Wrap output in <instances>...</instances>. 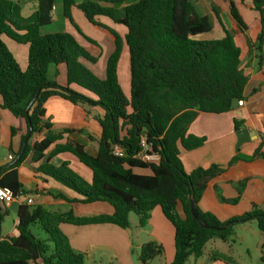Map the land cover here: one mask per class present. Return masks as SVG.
I'll use <instances>...</instances> for the list:
<instances>
[{"label":"trees","instance_id":"16d2710c","mask_svg":"<svg viewBox=\"0 0 264 264\" xmlns=\"http://www.w3.org/2000/svg\"><path fill=\"white\" fill-rule=\"evenodd\" d=\"M30 0H0V110L10 112L27 128L32 136L44 133L33 144L29 141L21 158L10 167L0 169V187L9 189L15 199L25 191L19 177V167L28 159L41 173L70 189L81 199L70 200L63 195L55 198L70 203H107L113 214L77 216L73 211L58 213L42 205L22 203L17 214L19 236L1 239L0 264H86V254L75 251L60 230L61 225H115L131 228L130 215L137 217L138 226L145 228L151 213L160 208L175 232V256L171 264H187L190 258L200 259L212 240L229 244L233 228L255 220L264 235V210L254 205L250 212L221 222L215 215L200 209L201 199L210 191L220 202L237 205L249 182L245 169L249 164L264 162V142L250 157L238 153L226 166L211 165L187 173L180 158L181 148L192 151L202 147L206 139L188 134L190 125L200 113L224 114L234 110L239 101H246L248 76L242 67V50L235 35L222 23L219 11L213 13L222 24L221 39L204 40L212 33L213 22L200 13L193 0H36L37 10L22 15V5ZM57 2L62 5V17L87 42L100 48L98 42L87 37L76 23L72 9L77 8L87 21L110 33L115 49L106 63L105 78H99L86 64H96L93 55L66 31L48 32L43 29L54 24ZM251 10L258 14L261 31L256 41L248 36L246 23L237 5L229 1V12L248 48L258 52L260 64L264 58V0H252ZM100 18H108L126 28L122 38ZM3 37L28 46L27 67L22 69ZM129 52L131 76L130 98L123 92L118 65L123 47ZM56 68L54 79L48 74ZM67 68V85L57 79L59 68ZM35 103L27 108L37 95ZM59 97L73 105L95 103L103 114L96 116L101 130L97 153L70 138L83 131L53 130L46 118V102ZM244 121L235 120V130ZM17 129L12 128L15 135ZM27 134L23 135L22 145ZM91 140L93 138L89 137ZM147 143L148 155H159L158 162L138 157L143 151L142 139ZM30 139V140H31ZM114 145V147H112ZM122 149V157L113 154ZM22 149V148H21ZM74 156L92 173L90 182L76 173L69 161L55 166L51 161L62 155ZM149 171L139 174L136 171ZM235 172L236 179H228ZM226 180L236 189V197L226 199L217 183ZM195 200L192 216L190 199ZM7 211L0 202V225ZM224 231L218 228L224 227ZM200 223L208 228H203ZM32 227L42 230L46 239L34 235ZM233 242V241H232ZM133 252V250H132ZM164 247L156 241L144 244L139 252V264H150L163 257ZM211 260L235 264L227 255L214 253ZM264 263V256L262 257Z\"/></svg>","mask_w":264,"mask_h":264},{"label":"crops","instance_id":"0c3cea01","mask_svg":"<svg viewBox=\"0 0 264 264\" xmlns=\"http://www.w3.org/2000/svg\"><path fill=\"white\" fill-rule=\"evenodd\" d=\"M225 1H227L229 5L230 0H193L200 13L207 15L210 18L212 17V39H221L224 36L222 24L217 20L215 14L213 13L212 6H215V8L219 11L222 23L229 31H239L236 23L230 15L229 10L226 9L227 7L229 9V6H224L227 4ZM233 1L237 5L241 14L244 10H248V13H252L253 17H256V13L251 10L252 0ZM203 2H205V4L208 2L211 10L209 13L204 10L202 6ZM37 6L36 0H30L29 2L24 3L22 5V15L24 17L30 16L37 10ZM224 13L228 14L230 17V26L224 20ZM58 14L62 16V6L60 8L57 3L53 13V19L55 21L54 25L58 22ZM72 14L83 33L87 37L98 42L100 48H96L87 42L80 34H78L69 22V24L65 23V29H62L60 25L57 30L49 32L60 31L61 28L62 31H66L74 35L76 40L83 47L87 48L93 55L99 56V60L96 64H89L85 61L82 62L86 64L87 67L99 78L104 79L107 60L115 49L114 38L107 31L91 25L83 13L77 8L72 9ZM100 21L114 29L122 38L125 37V34L127 33L125 27L114 24L108 18H100ZM256 21L257 19L255 18V22ZM250 29L251 27L249 26L248 36L253 42H255L261 31L260 21L259 23H256L254 27V36H251ZM235 38L242 50V67L245 70V74L249 78L245 89L246 101H243L244 104L242 107L236 105L234 110L228 113H200L195 121L190 125L188 134L199 138H205L206 142L202 147L192 151H185L181 148L180 158L184 165V169L188 174L197 168H208L214 164L226 166L238 153L242 156L250 157L259 145L264 142V61L260 64L258 52L255 49L250 50L248 48L246 38L240 33V31L237 35H235ZM27 47L25 46L24 48L25 59L23 60L24 63L23 67H21L22 69H26L27 67ZM126 49L128 50L126 45H124L123 51ZM59 71L60 75L57 81L61 86H66L67 68L65 66H61ZM55 72L56 68L54 67V70L51 72L49 77L50 80L54 79ZM118 77L120 79L119 65ZM52 106H56L58 108L61 107L62 110L70 112L68 119H58L51 109ZM45 109L46 118L53 124V130L55 132H61L64 129L83 131L82 134L74 133L66 135L65 138H70L84 144L88 151L93 155L97 153V141L101 135V130L96 121V116L103 114V111L99 107L92 106L90 109H86L84 107L75 106L59 97H52L46 102ZM235 120H243L244 125L248 128V130L250 132H255L257 135V139H253L250 143L244 144L238 153L236 152L237 136L235 130ZM12 128L18 130L15 135L11 134ZM28 131L27 125L24 122H20L10 112L0 110V169L8 167L7 165L11 161V152H14L17 155L21 151L23 135L27 134ZM43 136L44 133L34 136L30 141L33 144L37 140L43 138ZM90 136L93 140L89 138ZM64 161H69L71 168L76 173L81 175L86 181H91V171L80 164L78 160L70 154H62L54 158L51 163L55 166H59ZM38 165L39 164H32V162L28 159L19 167V177L25 194L23 197L15 199L14 202L18 201L20 205L22 203L32 206L42 205L48 210L58 213L73 211L77 216L113 214V207L107 203L96 202L92 204H80L70 203L63 199L55 198V195H63L70 200L81 199L82 197L64 187L57 181L36 172L35 167ZM137 173L144 175L150 174L149 171H138ZM245 174L250 179L242 198L237 205L220 202L216 193L210 191L201 199L199 203L200 209L204 212L212 213L221 222H227L234 217L250 212L254 205H257L259 208L264 210V162L249 164L245 169ZM228 179L235 180V172L231 173ZM217 186L226 199H233L236 197V189L233 184L228 183L226 180H221L217 183ZM10 205L11 204L4 205V208L7 211L5 217L13 215L16 218L14 221V228L12 231H9L8 235H2L4 217L3 222L0 225L1 239L19 236V232L17 230V214L10 211ZM130 220L131 228L129 230H124L115 225L109 224L90 226L61 225L60 230L67 236L72 248L75 251L86 254V264H98V258L102 260L101 264L105 262V258L111 259L110 264H139L138 260L135 258V254H137V252L139 253L141 247L150 241L158 242L165 249L164 256L154 259L150 264H171L175 256V232L173 226L165 219L161 209L156 208L152 211L150 221L145 228H140L138 226V222L134 218H130ZM209 243H207V245ZM217 248L218 249L216 250L212 249L207 261L203 264H226L220 260L212 261L211 256L214 253L228 255L225 253V250L228 249L230 251L231 247L229 244L222 243ZM132 250L135 252L134 255ZM89 260L91 261L89 262ZM199 260L200 259L194 258V263L198 264Z\"/></svg>","mask_w":264,"mask_h":264},{"label":"rangeland","instance_id":"374dc122","mask_svg":"<svg viewBox=\"0 0 264 264\" xmlns=\"http://www.w3.org/2000/svg\"><path fill=\"white\" fill-rule=\"evenodd\" d=\"M135 1H137V0H130V3H134ZM225 2L227 4H225V5L223 4V5L224 6L228 5V2L227 1H225ZM57 3H58V6H60V8H61V6H62L61 3L60 2H57ZM202 6L206 12L209 13L211 11L210 7L208 5V2H206V4H205V2H203ZM226 9L229 10L228 7ZM206 12H203V13H206ZM242 12H243V10H242ZM242 14L245 18V21L251 27V29H250L251 36H254V34H255L254 27H255L256 23H259L257 14L255 15L256 17H253L252 13H248V10L247 11L244 10V12ZM255 18L257 19L256 22H255ZM224 20L229 26L231 25L230 17L228 16V14L224 13ZM65 23L69 24L66 19H64L60 14H58V22L55 23V25L53 24L52 26H48L47 28L43 29V31L44 32L45 31H48V32L49 31H55V30H57L58 27H60V25H61L62 29H65ZM62 29L60 28V30H62ZM238 32L239 31H237V32L232 31V33L235 35H237ZM202 38L204 40L205 39L209 40V39H212L213 36H212V33H210L208 35H205ZM3 40L7 44L9 49L13 52L18 63L21 65V67H23V63H24L23 60L25 59V57H24L25 46L18 45L6 37H3ZM27 51H28V47H27ZM25 64H26V62H25ZM53 70H54V67L51 66L50 72L48 75L49 77H50V74ZM119 75H120L119 81H120L121 87L123 89V92L125 90L124 94L129 99L130 98V89H131V76H130V66H129V52L127 49L124 50L122 52V55H121L120 64H119ZM75 106H80V107H84L86 109H90V107H92L93 105L88 103L86 105H75ZM51 109L53 110V112L55 113V115L58 119H68V117L70 116V112L62 110L61 107L58 108L56 106H52ZM50 112H51V110H50ZM95 114H96V112H95ZM138 171L141 172L142 170H137L136 172H138ZM130 218H132V219L134 218L137 221V217L133 214L130 215ZM15 220H16V218L13 215L5 217L4 223L2 225V228H3L2 235L3 236L8 235L9 231L13 230ZM32 231H33L34 235H36V237L39 239H46L47 238V235L42 230H38L36 227H32ZM220 244H222V243L218 240H215V241H212L211 243H209L207 245L205 251H204V256L202 258H200L198 264L205 263L207 261L209 254L211 253L212 249L213 250L218 249L217 247L220 246ZM229 246L231 247L230 251L228 249H226L225 253H227L228 254L227 256H229L230 258L233 259L235 264H264L262 262V257L264 256V235L259 230L257 222L255 220L235 226L233 228V235L231 238V242L229 243ZM134 254H135V252H133V255ZM138 254H139L138 252H137V254H135V258L137 260H138V256H139ZM90 261L91 260H89V262ZM97 261H98V264L102 263V260L100 258H98ZM104 261L105 262H103V264H110L111 259L105 258ZM112 264H116V263H112ZM154 264H157V263H154ZM187 264H195L194 258L192 257L191 260Z\"/></svg>","mask_w":264,"mask_h":264},{"label":"water","instance_id":"95a60500","mask_svg":"<svg viewBox=\"0 0 264 264\" xmlns=\"http://www.w3.org/2000/svg\"><path fill=\"white\" fill-rule=\"evenodd\" d=\"M38 93L35 96V98L32 100V102L30 103V105L27 108V113L29 112L30 108L32 107V105L35 103L36 99H37ZM91 105L95 106V103L90 102ZM32 136V129L31 127L29 128L28 131V135L26 136L23 145H22V149L21 151L16 155L14 152H11V161L10 163L7 165L8 167H10L11 165L15 164L23 155V153L26 150V147L31 139ZM236 136H237V144H236V152L238 153L240 151V148L247 143H250L253 139H257V135L255 132H250L248 130V128L243 125L241 130L236 131ZM112 147H114V145H112ZM19 207H20V203L18 201H15L13 203H11L10 205V211L13 212L14 214H18L19 211ZM190 208H191V212H192V216L197 219V215L195 213V200L193 198L190 199ZM200 225L203 228H208L205 224L200 223ZM230 225V222L227 223L224 227L218 228V231H224L228 228V226Z\"/></svg>","mask_w":264,"mask_h":264},{"label":"built area","instance_id":"2783aa9c","mask_svg":"<svg viewBox=\"0 0 264 264\" xmlns=\"http://www.w3.org/2000/svg\"><path fill=\"white\" fill-rule=\"evenodd\" d=\"M243 104H244L243 101L238 102L239 107H242ZM140 146L143 148V151L138 155L139 158H141L142 160H145L147 162H152V163L158 162L160 160L159 155H148L146 153L147 143H146L145 138L142 139ZM113 154L115 156H118V157H122L124 155L122 149L119 147L114 148ZM0 202L3 205H9V204L14 202V198H13L12 193L9 189H5V188L0 187Z\"/></svg>","mask_w":264,"mask_h":264}]
</instances>
